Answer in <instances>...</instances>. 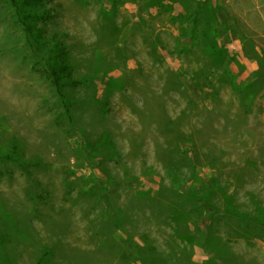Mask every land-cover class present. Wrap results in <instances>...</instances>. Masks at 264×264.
Wrapping results in <instances>:
<instances>
[{
	"label": "rangeland",
	"instance_id": "1",
	"mask_svg": "<svg viewBox=\"0 0 264 264\" xmlns=\"http://www.w3.org/2000/svg\"><path fill=\"white\" fill-rule=\"evenodd\" d=\"M29 8L56 42L32 49L0 0V264L202 263L179 237L193 202L240 215L213 227L264 264V0ZM51 57L77 81L67 115Z\"/></svg>",
	"mask_w": 264,
	"mask_h": 264
},
{
	"label": "trees",
	"instance_id": "2",
	"mask_svg": "<svg viewBox=\"0 0 264 264\" xmlns=\"http://www.w3.org/2000/svg\"><path fill=\"white\" fill-rule=\"evenodd\" d=\"M14 15L17 18V22L20 25V27L23 29V32L25 33L28 44L31 46L32 49H37L39 47V44L42 43V41L47 42L50 39L54 40L56 42V39L54 37H47L46 35L42 34L40 32L38 25L34 23V21L42 19L44 17H47L50 15L49 12L43 13L39 11H32L29 8V3H31L34 0H6ZM47 45V43H45ZM56 43H54L53 46H55ZM50 52L53 54L55 51L50 49ZM45 70L46 75L49 78L50 82L52 83L53 87L55 88V91L57 93V96L60 100L61 109L62 111L67 115L69 112V101L67 100L66 93L63 90L64 85H76L77 81L74 80V77L72 75V68L70 67V63L68 61L62 63L61 65H57L56 61L53 57H51L48 62L45 63ZM67 72H69L67 74ZM67 74V76H66ZM88 80V79H86ZM181 85V83H180ZM185 149H182L178 151L184 152ZM187 151V150H186ZM185 151V152H186ZM11 158V157H7ZM190 201H192L190 199ZM148 203H151L152 200L149 198L147 199ZM193 202V201H192ZM187 204V201H182L181 204L178 206L179 210H183ZM193 205L189 209L190 215L194 219L190 221V223H185L180 227L179 237L182 240H186L187 250L191 251L196 246L206 252V255L208 256L207 260L202 263H196V264H237L236 263V256L229 250L230 248L227 247L226 243L223 241L222 237L220 235H217L216 228L213 227L214 224L218 223V219H220V216H229L231 218H240V215H238L236 212H229V211H222V213H217L216 215H213L211 213H206L207 206L204 205H195V203H192ZM162 206V204H160ZM107 221H110L111 218L105 217ZM202 219L204 222L198 223V220ZM182 221V219H180ZM251 218L244 219L245 223L251 222ZM259 223L264 227V215L263 219L259 221ZM247 226V225H246ZM261 235L258 234V238ZM257 238V237H256ZM197 242V243H196ZM134 250L139 253L138 251H141V248L135 247ZM145 252H147L148 255L153 256V248L146 247ZM140 254V253H139ZM154 260V259H153ZM186 262L190 264H194L191 262L190 254H187ZM151 264H155L153 261Z\"/></svg>",
	"mask_w": 264,
	"mask_h": 264
}]
</instances>
